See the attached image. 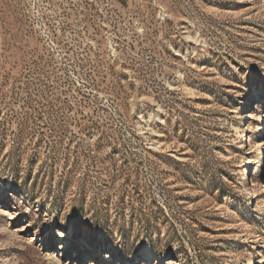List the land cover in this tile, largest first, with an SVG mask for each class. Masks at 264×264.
<instances>
[{"label":"rangeland","instance_id":"obj_1","mask_svg":"<svg viewBox=\"0 0 264 264\" xmlns=\"http://www.w3.org/2000/svg\"><path fill=\"white\" fill-rule=\"evenodd\" d=\"M174 261L264 264V1L0 0V264Z\"/></svg>","mask_w":264,"mask_h":264},{"label":"bare ground","instance_id":"obj_2","mask_svg":"<svg viewBox=\"0 0 264 264\" xmlns=\"http://www.w3.org/2000/svg\"><path fill=\"white\" fill-rule=\"evenodd\" d=\"M264 1V0H263ZM255 94H259V92H256ZM253 114V113H252ZM246 118H251V116H250V114H247V116H246ZM262 126L263 125H260V128H262ZM245 169L247 170L248 169V167H245ZM257 173V171L255 170L254 171V174H256ZM252 198V197H251ZM146 258H148V257H146ZM174 264H177V261H174Z\"/></svg>","mask_w":264,"mask_h":264}]
</instances>
